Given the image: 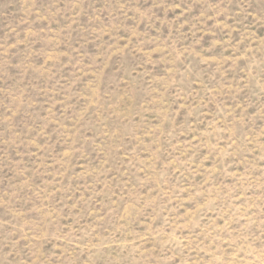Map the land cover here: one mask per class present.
I'll return each instance as SVG.
<instances>
[{
	"label": "rangeland",
	"instance_id": "obj_1",
	"mask_svg": "<svg viewBox=\"0 0 264 264\" xmlns=\"http://www.w3.org/2000/svg\"><path fill=\"white\" fill-rule=\"evenodd\" d=\"M0 264H264V0H0Z\"/></svg>",
	"mask_w": 264,
	"mask_h": 264
}]
</instances>
